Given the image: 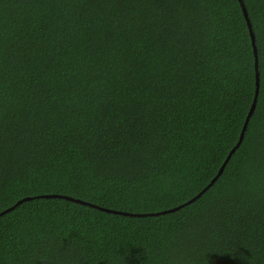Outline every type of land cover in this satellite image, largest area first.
Listing matches in <instances>:
<instances>
[{
	"label": "trees",
	"instance_id": "1",
	"mask_svg": "<svg viewBox=\"0 0 264 264\" xmlns=\"http://www.w3.org/2000/svg\"><path fill=\"white\" fill-rule=\"evenodd\" d=\"M242 2L255 108L162 213L251 105L239 0H0V264H264Z\"/></svg>",
	"mask_w": 264,
	"mask_h": 264
},
{
	"label": "water",
	"instance_id": "2",
	"mask_svg": "<svg viewBox=\"0 0 264 264\" xmlns=\"http://www.w3.org/2000/svg\"><path fill=\"white\" fill-rule=\"evenodd\" d=\"M239 3H240V6L242 8V11H243V14H244V17L247 21V25H248V32H249V36H250V42H251V46H252V52H253V56H254V70H255V90H254V96H253V99H252V102H251V105L249 107V110L245 116V119H244V122L242 124V127H241V130H240V133H239V136H238V140L237 142L235 143V145L230 149V151L228 152L226 158L224 159L223 163L220 165L216 175L210 180V182L201 190L199 191L194 197L190 198L189 200H187L186 202H184L183 204L181 205H178V206H175V207H172L170 209H166V210H163V212H167V211H172V210H175L177 208H179L180 206L184 205V204H187L191 201H193L194 199H196L202 192H204L211 184L212 182L221 174L226 162L228 161L229 157L231 156V154L234 152V150L239 146L240 142L242 141V138H243V135H244V132H245V129H246V126H247V122L255 108V103H256V97H257V93H258V86H259V78H258V70H257V50H256V45H255V41H254V34L252 32V29H251V25H250V22L248 20V17H247V13H246V10H245V7H244V4L242 2V0H239ZM45 197H49V196H53V197H65L67 199H70V200H74V201H78L77 199H73L71 197H67V196H62L60 194H52V195H44ZM23 200V199H22ZM21 200L17 201L15 203V205H17ZM14 205V206H15ZM12 206V207H14ZM8 210V209H7ZM156 214V213H155Z\"/></svg>",
	"mask_w": 264,
	"mask_h": 264
},
{
	"label": "clouds",
	"instance_id": "3",
	"mask_svg": "<svg viewBox=\"0 0 264 264\" xmlns=\"http://www.w3.org/2000/svg\"><path fill=\"white\" fill-rule=\"evenodd\" d=\"M254 41H255V39H254Z\"/></svg>",
	"mask_w": 264,
	"mask_h": 264
}]
</instances>
